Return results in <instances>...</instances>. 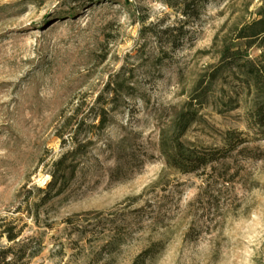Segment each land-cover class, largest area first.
Instances as JSON below:
<instances>
[{"label":"rangeland","instance_id":"374dc122","mask_svg":"<svg viewBox=\"0 0 264 264\" xmlns=\"http://www.w3.org/2000/svg\"><path fill=\"white\" fill-rule=\"evenodd\" d=\"M181 1L0 0V216L26 225L25 243L40 242L29 264H264V128L228 71L182 141L220 149L236 131L245 143L204 175L180 174L159 151L216 64L214 39L260 0H211L197 18ZM117 78L130 95L110 105L102 132L81 137L91 144L75 178L34 224L36 189L68 150L57 130ZM227 98L239 107L227 111ZM23 198L33 199L16 212Z\"/></svg>","mask_w":264,"mask_h":264},{"label":"trees","instance_id":"16d2710c","mask_svg":"<svg viewBox=\"0 0 264 264\" xmlns=\"http://www.w3.org/2000/svg\"><path fill=\"white\" fill-rule=\"evenodd\" d=\"M209 1L211 0H182L181 14L187 18H197L200 9ZM213 48L217 55L216 64L206 70L183 109L175 114L170 133L161 134L159 139V151L165 158L166 165L184 175L200 171L204 175L208 168L212 170L216 164L224 163L232 151L245 143L241 133L236 131L225 134L224 146L220 149H197L182 141L190 125L197 120L198 112L212 85L223 71H228L237 86L234 94L239 92L250 98V121L256 127L264 128V0H260L256 12L247 22L234 25L220 38L216 37ZM253 50L257 52L255 56L251 55ZM130 89L122 79L110 80L96 101L86 108V114L83 106L78 105L59 127L56 137L60 140V147H68V150L49 162L47 173L50 181L46 189H36L37 192H43L44 196L31 203L34 224H38L39 210L62 194L75 178L79 164L76 159L83 156L91 144L90 138L81 140V137L102 132L109 122L108 113L113 111V108L109 109L110 105H116L122 93L130 95ZM233 101L234 98H227L223 102L227 111L239 107ZM30 199L33 198H23L16 212H22V205L27 208ZM17 221L0 216V264H29L30 259L40 253V242L35 241L34 246H30V242L21 240L26 225L20 227Z\"/></svg>","mask_w":264,"mask_h":264}]
</instances>
